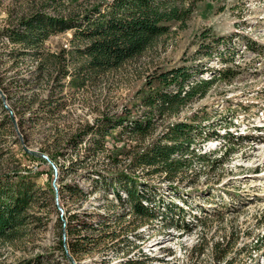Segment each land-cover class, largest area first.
Returning <instances> with one entry per match:
<instances>
[{"label":"rangeland","instance_id":"374dc122","mask_svg":"<svg viewBox=\"0 0 264 264\" xmlns=\"http://www.w3.org/2000/svg\"><path fill=\"white\" fill-rule=\"evenodd\" d=\"M111 1L0 0V176H30L36 191L28 226L0 242V264H264V0H154L193 12L166 23L169 32L139 59L86 79L84 42L74 29L48 30L34 48L8 36L25 32L22 21L38 14L81 21ZM181 67L192 81L217 80L179 113L153 116L144 140L122 128L104 143L93 134L76 137L104 117L146 121L139 93ZM177 123L195 127L191 167L175 181L137 167V155ZM26 149L46 157L30 159ZM226 150L225 162H215ZM113 175L137 181V188L129 178L124 183L153 209L132 212L129 192ZM169 205L174 221L184 209L181 229L163 219Z\"/></svg>","mask_w":264,"mask_h":264},{"label":"trees","instance_id":"16d2710c","mask_svg":"<svg viewBox=\"0 0 264 264\" xmlns=\"http://www.w3.org/2000/svg\"><path fill=\"white\" fill-rule=\"evenodd\" d=\"M155 3L154 0H112L103 4L101 8L92 9L91 12L83 16L81 21H76L75 17L70 20H59L38 14L32 20L22 21L21 24L26 27L25 32L14 30L8 36L15 44L34 48L36 42L48 37V30L57 33L74 29L75 38L84 42V47L79 51V54L85 57V64L81 67L82 70H85V79L86 77H99V75L117 71L126 63L139 59L155 45L158 37L169 32L170 27L166 26V23L184 21V16L188 18L193 12L191 7L182 12L177 7L163 8V3H158V5ZM222 72L224 75L231 74L229 70ZM192 76L189 70L181 67L160 73L154 78L155 81H150L148 90H142L138 95L142 99V104L149 109L145 115L146 121L135 120L128 124L126 117H104L103 120H100L98 129H95V125L87 126L83 134L76 135V137H81V140L82 136L93 134L95 138L100 136L104 143L110 130L122 128L144 140L152 130L153 116L161 117L166 114L179 113L187 101L195 97H205L217 80L214 76L210 80L196 82L192 81ZM154 82L159 86L158 90L152 89ZM172 86L175 90L169 92L168 90ZM194 128L192 124H174L146 151L137 155L134 164L137 167L150 170L148 172L151 174L164 173L167 180H178L181 176L179 174L191 167V162L186 156L196 155L190 148L193 142ZM226 138L229 140L228 134ZM95 144H98L97 140ZM229 154L230 151L226 150L223 156L216 159L215 162L224 163ZM25 155L30 159H38L32 154L25 153ZM205 157L200 154L198 158L206 163ZM113 176L114 180L129 192L132 200V212L143 216L148 208L153 209L151 207L153 201L149 197L142 193H132L128 188L131 185L125 186L124 180L129 178L128 175ZM26 177L30 176L20 178L16 175L17 179L6 175L0 176V242L12 241L19 237L21 231L28 226L30 217L28 210L35 205L36 191L33 189V179L26 180ZM130 183L137 185V181L133 179H130ZM119 198L121 199L120 195ZM143 202H147L148 205L144 206ZM168 209L169 213L163 219L171 220L172 225L181 229L179 222L184 224L186 220L183 215L184 209L178 207V211L183 213L182 217L178 216V221H174L176 214L172 213L175 207L169 205ZM153 217L156 215L153 214ZM63 246L62 243V249ZM214 247L218 250L220 244L216 243ZM225 251L221 258H218L221 263H225L227 260V250Z\"/></svg>","mask_w":264,"mask_h":264},{"label":"water","instance_id":"95a60500","mask_svg":"<svg viewBox=\"0 0 264 264\" xmlns=\"http://www.w3.org/2000/svg\"><path fill=\"white\" fill-rule=\"evenodd\" d=\"M26 152L33 154L35 156H40V157H46L44 154H42L41 152H35V151H31L29 149H26Z\"/></svg>","mask_w":264,"mask_h":264}]
</instances>
